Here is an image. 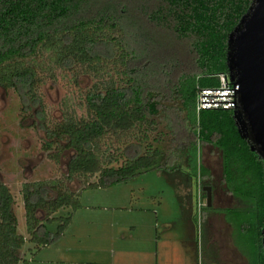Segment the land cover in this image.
Masks as SVG:
<instances>
[{
	"label": "trees",
	"instance_id": "16d2710c",
	"mask_svg": "<svg viewBox=\"0 0 264 264\" xmlns=\"http://www.w3.org/2000/svg\"><path fill=\"white\" fill-rule=\"evenodd\" d=\"M252 3L253 0H0V66L52 49L60 67L95 68L109 62L117 74L94 83L87 91V117L69 115L55 123L46 118L34 69L26 66L0 72V85L14 87L23 111L39 106L37 117L46 134L43 147H55L48 153L55 161L63 149H72L65 179L83 178V188L115 185L157 168L164 155L162 150L154 147L143 151L140 138L126 141L136 126L153 124L156 117L165 120L173 134L177 133L171 126L173 120L184 126L180 151L192 170L197 167L192 146L198 136L201 142L222 148L224 171H228L234 156L245 158L248 153L264 164V159L251 149L249 139L241 136L232 117L218 120L217 116L202 115V110L234 108L201 109L199 135L195 117L197 87L217 85V74L228 73V34ZM225 120L228 125H217ZM106 136L124 143V158L118 166L110 164L111 156L104 153L102 140ZM96 174V179H88ZM203 174L201 169L198 186L205 197L202 185L211 184L212 176L205 178ZM22 190L25 206L33 215L28 241L35 246L54 242L70 223L71 215L51 213L63 206L79 208L80 190L66 186L55 189L52 195L51 186L41 181L25 183ZM13 203L10 188L0 180V264L28 261L20 254L26 237L17 230ZM40 209L45 213L38 217L36 211ZM54 219L60 222L52 232L45 228L44 221ZM205 219L206 213L202 215V226Z\"/></svg>",
	"mask_w": 264,
	"mask_h": 264
},
{
	"label": "rangeland",
	"instance_id": "374dc122",
	"mask_svg": "<svg viewBox=\"0 0 264 264\" xmlns=\"http://www.w3.org/2000/svg\"><path fill=\"white\" fill-rule=\"evenodd\" d=\"M26 66L36 73V89L42 97L49 123L69 115L87 117V91L94 83L107 80L109 75L117 76L109 62L95 68L60 67L55 63L52 49H42L26 59L11 60L0 66V72ZM38 108L37 105L23 111L21 98L14 87L0 85V180L13 194L17 230L26 237L20 249L21 256L28 259L25 264H91V259L97 260L98 264H132L121 262L119 248L127 250L125 256L130 257L134 237H139L141 230L142 234L145 232L144 226L139 225L141 229L138 224L136 229L132 226L140 219L155 222L159 235L162 234L159 229H163L164 219L171 221L164 232L167 238L171 236L166 252L169 264H224L223 261L228 264H264L261 234L264 226V164L258 158H252L248 152L245 158L234 156L228 171H224L222 148L201 142L198 136L192 146L197 167L196 171L192 170L186 162V155L180 151L179 141L185 139L184 126L173 120L171 126L177 130L173 134L166 127V121L156 117L153 124L136 126L126 141L140 138L143 151L154 147L162 150L164 155L158 160L157 168L115 185L83 188V178L65 179L66 163L72 149H63L59 160L55 161L48 155L55 147L48 150L43 147L46 134L39 124ZM202 111L196 110L195 113L198 135L202 115L204 118L217 116L218 120L227 119L228 115V119L232 117L235 123L233 109ZM217 125L226 126L228 121H218ZM102 145L104 153L111 156L110 164L120 165L124 158L121 154L124 143L116 142L113 136H106ZM201 169L205 178L212 175L217 191L223 189L219 195L221 200L215 202L226 206L214 207L212 203L208 206L206 202L203 207L198 205ZM97 176L88 179L94 180ZM32 181L49 184L52 195L56 193L55 189L66 186L80 190L79 208L63 206L51 213L54 216L71 215V221L58 239L47 245L35 246L28 241L33 215L25 206L22 187ZM212 211L223 214L225 222L217 218L202 226V215ZM188 212L193 219L191 221L188 220ZM44 213L45 210L36 211L38 217ZM44 222L45 228L54 232L60 221ZM123 226L128 234L125 240L120 235ZM208 236H215V243ZM145 242L141 247L149 250V241ZM213 247L220 251L221 259H213Z\"/></svg>",
	"mask_w": 264,
	"mask_h": 264
},
{
	"label": "water",
	"instance_id": "95a60500",
	"mask_svg": "<svg viewBox=\"0 0 264 264\" xmlns=\"http://www.w3.org/2000/svg\"><path fill=\"white\" fill-rule=\"evenodd\" d=\"M226 65L229 79L239 85L233 109L237 129L264 159V0H253L228 34ZM202 188L210 205L211 186ZM262 234L264 244V226Z\"/></svg>",
	"mask_w": 264,
	"mask_h": 264
},
{
	"label": "crops",
	"instance_id": "0c3cea01",
	"mask_svg": "<svg viewBox=\"0 0 264 264\" xmlns=\"http://www.w3.org/2000/svg\"><path fill=\"white\" fill-rule=\"evenodd\" d=\"M71 209V208H70ZM69 209V210H70ZM76 210V209H75ZM184 212L185 208H184ZM75 213V211H74ZM190 216V217H189ZM193 216V215H192ZM192 217L190 215V212H188V220L191 221ZM193 220V219H192ZM140 222H136L134 225L135 229H136V224H138V226H144V234H142V230L139 233V237L135 236L134 237V248L132 250V253L130 254L129 258H126L125 254L127 250L121 249V247L119 248V254H118V258H120L122 261L126 263L125 261H128L129 263L131 262L132 264H169V262H167V244L168 241H170V237L168 236V238L166 237V235H164L165 230L169 227V223L171 222L170 220L168 221V219H164V223L162 224L163 229H159V232H162V234H158V227L157 225H155V222L153 223V221L151 220H145L143 221L142 219L138 220ZM139 226V228L141 229V227ZM126 227H122L120 230V235L122 240H125V237L128 236L127 234V230L125 229ZM98 230V229H97ZM100 231V229H99ZM154 232V233H153ZM213 237H208L209 240H211V242L215 243V239ZM138 238V239H136ZM160 240V242H159ZM145 241H149V245H150V249L147 250L146 248H142L141 244L145 243ZM125 242V241H124ZM154 242V243H153ZM159 242V243H158ZM145 247V245H144ZM97 248V247H95ZM100 249V248H97ZM166 249V251H165ZM130 252V251H128ZM169 252V251H168ZM236 254L239 256V252L236 251ZM124 255V256H123ZM243 256V255H242ZM212 257L213 259H221L223 256L220 253V251L217 250V248L213 247L212 250ZM97 260H93L91 259V264H98L96 262ZM224 264H228L227 262L223 261Z\"/></svg>",
	"mask_w": 264,
	"mask_h": 264
},
{
	"label": "built area",
	"instance_id": "2783aa9c",
	"mask_svg": "<svg viewBox=\"0 0 264 264\" xmlns=\"http://www.w3.org/2000/svg\"><path fill=\"white\" fill-rule=\"evenodd\" d=\"M219 83L212 86H198L196 92V110L210 108H234L237 105L238 83L229 79L228 73L220 72L217 74ZM198 205L205 204V197L200 194L198 186Z\"/></svg>",
	"mask_w": 264,
	"mask_h": 264
},
{
	"label": "flooded vegetation",
	"instance_id": "af4514ba",
	"mask_svg": "<svg viewBox=\"0 0 264 264\" xmlns=\"http://www.w3.org/2000/svg\"><path fill=\"white\" fill-rule=\"evenodd\" d=\"M212 176V175H211ZM4 182V181H3ZM5 183V182H4ZM6 184V183H5ZM7 185V184H6ZM204 185H210L211 186V203L214 205V207H224L226 205H222V204H218L216 203L215 201L218 200L220 201L221 200V195L223 191L222 188H220V191H217L216 187H215V184L213 182V179L211 181V184H204ZM8 186V185H7ZM203 186V185H202ZM203 189V188H202ZM211 205V204H210ZM229 206V205H228ZM217 218H221L224 222V217H223V214H220L219 212L217 211H212V212H209L206 214V219H205V226L209 225L212 221L216 220ZM220 247V245H219Z\"/></svg>",
	"mask_w": 264,
	"mask_h": 264
}]
</instances>
